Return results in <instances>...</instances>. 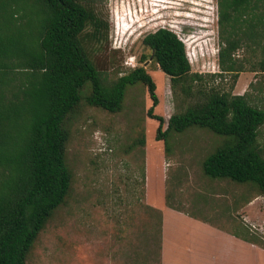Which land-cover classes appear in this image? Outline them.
<instances>
[{
    "label": "rangeland",
    "instance_id": "rangeland-1",
    "mask_svg": "<svg viewBox=\"0 0 264 264\" xmlns=\"http://www.w3.org/2000/svg\"><path fill=\"white\" fill-rule=\"evenodd\" d=\"M194 1L102 2L108 39L95 61L108 79L137 65L145 67L156 84L153 113L163 117L162 130L170 115L191 99L174 97L169 77L142 38L171 23L191 35L187 57L192 71L205 75L207 86L246 93L250 103L264 107V51L239 49L236 57L243 70L233 81L218 66V22L197 18L203 12L192 9L198 5ZM201 2L198 7L204 9ZM183 9L193 14H180ZM189 20L197 23L187 25ZM217 73L222 74L209 76ZM151 106L147 87L137 83L127 87L117 112L82 103L71 115L66 145L70 189L35 239L25 264H161L159 211L168 205L201 222L197 229L194 222L173 216L165 243L168 264H264V197L250 183L211 179L201 170L202 161L225 135L199 127L170 132L165 151L163 140L155 138L158 121L148 115ZM257 140L264 155V123ZM158 165L165 167L166 181L164 174L158 178Z\"/></svg>",
    "mask_w": 264,
    "mask_h": 264
},
{
    "label": "trees",
    "instance_id": "trees-1",
    "mask_svg": "<svg viewBox=\"0 0 264 264\" xmlns=\"http://www.w3.org/2000/svg\"><path fill=\"white\" fill-rule=\"evenodd\" d=\"M102 2L0 0V264H25L38 234L65 202L72 181L66 163L71 115L82 103L117 112L127 87L137 83L152 99L148 115L158 121L155 138L165 151L170 132L199 127L225 135L202 161L203 174L250 183L264 197L257 140L264 107L250 103L246 93L207 86L205 75L192 71L185 45L159 27L142 44L169 77L174 97L191 99L162 130L163 117L153 113L156 84L145 67L108 79L95 61L108 39ZM217 6L218 66L235 81L243 70L236 52L264 51V0H217ZM260 65L264 70V59Z\"/></svg>",
    "mask_w": 264,
    "mask_h": 264
},
{
    "label": "crops",
    "instance_id": "crops-1",
    "mask_svg": "<svg viewBox=\"0 0 264 264\" xmlns=\"http://www.w3.org/2000/svg\"><path fill=\"white\" fill-rule=\"evenodd\" d=\"M164 157H163V162H164ZM149 162H150V165L152 166V163L148 157V160H147V165H149ZM162 174H164V180L166 181V178H167V174L165 173V167L162 166V165H158V178L161 179L162 177ZM153 178V174L152 176L150 177H147V184H149L150 180H152ZM163 209H170L171 211H168V213L165 214L166 211L162 210L161 212V222H162V227H161V234H162V244L160 245L161 248H160V261H161V264H168V262L170 261H165V258H166V247H165V243H166V240H167V237H166V234L169 233V238H170V235H171V232L172 231H169V229L167 228L168 224L171 223V219H173V216H179V218L181 220H184L185 222H194L196 224V228L199 229L200 228V224L201 222L199 220H197L196 218H192L190 217L189 215H187L186 213L182 212L181 210L179 209H176V208H172V207H163ZM170 219H169V218ZM168 229V230H167ZM242 243H240L241 245H244L245 243L243 241H241ZM253 247L254 245L251 244ZM198 253L199 251L197 249H195Z\"/></svg>",
    "mask_w": 264,
    "mask_h": 264
},
{
    "label": "built area",
    "instance_id": "built-area-1",
    "mask_svg": "<svg viewBox=\"0 0 264 264\" xmlns=\"http://www.w3.org/2000/svg\"><path fill=\"white\" fill-rule=\"evenodd\" d=\"M194 4L195 5L198 4L200 6L202 4V2H201V0H198V1H194ZM198 5H197V7L196 6L192 7V9L195 12H198V13L203 12V16H201V15L196 13L197 16H198L197 18H201L203 20H210L211 22H213V21L218 22L217 0H204V4H203L204 9H201V7H198ZM179 13L183 14L184 16L187 17V16H190L191 14H193V11L191 12V11L183 9L182 11H179ZM195 17H196V15H195ZM192 23H197V22H192V21L189 20L187 22V25H192ZM173 26H176V25L171 23V24H169V27H166V28H169L170 30H172L176 34L177 38L186 46L187 40L189 38H191V35L185 36L181 29L175 30ZM192 36H194V35H192ZM185 49H186V47H185ZM186 54H187V52H186Z\"/></svg>",
    "mask_w": 264,
    "mask_h": 264
}]
</instances>
